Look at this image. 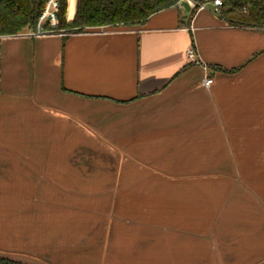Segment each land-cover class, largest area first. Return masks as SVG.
<instances>
[{
  "label": "crops",
  "instance_id": "obj_1",
  "mask_svg": "<svg viewBox=\"0 0 264 264\" xmlns=\"http://www.w3.org/2000/svg\"><path fill=\"white\" fill-rule=\"evenodd\" d=\"M186 7L0 36V257L264 264V31Z\"/></svg>",
  "mask_w": 264,
  "mask_h": 264
},
{
  "label": "trees",
  "instance_id": "obj_2",
  "mask_svg": "<svg viewBox=\"0 0 264 264\" xmlns=\"http://www.w3.org/2000/svg\"><path fill=\"white\" fill-rule=\"evenodd\" d=\"M71 0V9L73 7ZM199 2L207 0H197ZM178 0H76L71 20L69 0H60L58 32L79 33L90 28L144 25ZM219 15L231 24L264 31V0H222ZM45 0H0V36L36 27ZM0 264H16L0 258Z\"/></svg>",
  "mask_w": 264,
  "mask_h": 264
},
{
  "label": "built area",
  "instance_id": "obj_3",
  "mask_svg": "<svg viewBox=\"0 0 264 264\" xmlns=\"http://www.w3.org/2000/svg\"><path fill=\"white\" fill-rule=\"evenodd\" d=\"M213 6V10L216 14H220L223 7L222 0H207L199 2L197 0H178L175 7L183 9L184 6H188L192 12V16H195L198 12L206 10L208 5ZM59 12H60V0H45V7L41 15L38 18L36 27L23 32L22 34L30 38L46 37L54 34H63L56 29L59 24ZM188 58L191 61H197V53L195 49L191 48L188 51ZM205 86L209 87L213 84V80L206 78L204 80Z\"/></svg>",
  "mask_w": 264,
  "mask_h": 264
},
{
  "label": "rangeland",
  "instance_id": "obj_4",
  "mask_svg": "<svg viewBox=\"0 0 264 264\" xmlns=\"http://www.w3.org/2000/svg\"><path fill=\"white\" fill-rule=\"evenodd\" d=\"M69 2H70V0H69ZM187 7L185 6V8H184V10H183V12H187ZM0 258H2V259H6V258H3V257H0ZM9 260V259H8ZM9 261H13V260H9ZM16 264H22L21 262H17V261H14Z\"/></svg>",
  "mask_w": 264,
  "mask_h": 264
}]
</instances>
